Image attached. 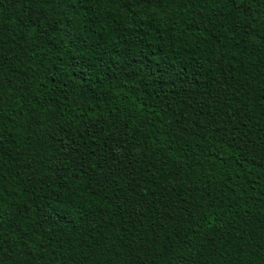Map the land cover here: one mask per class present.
Instances as JSON below:
<instances>
[{
  "label": "trees",
  "instance_id": "16d2710c",
  "mask_svg": "<svg viewBox=\"0 0 264 264\" xmlns=\"http://www.w3.org/2000/svg\"><path fill=\"white\" fill-rule=\"evenodd\" d=\"M0 264H264V0H0Z\"/></svg>",
  "mask_w": 264,
  "mask_h": 264
}]
</instances>
